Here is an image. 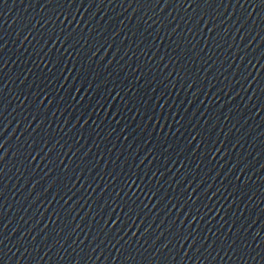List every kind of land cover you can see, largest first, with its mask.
I'll return each mask as SVG.
<instances>
[{"label": "water", "instance_id": "1", "mask_svg": "<svg viewBox=\"0 0 264 264\" xmlns=\"http://www.w3.org/2000/svg\"><path fill=\"white\" fill-rule=\"evenodd\" d=\"M0 264H264V0H0Z\"/></svg>", "mask_w": 264, "mask_h": 264}]
</instances>
